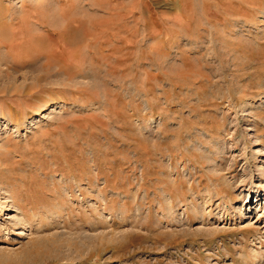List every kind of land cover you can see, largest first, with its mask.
<instances>
[{
  "label": "rangeland",
  "instance_id": "1",
  "mask_svg": "<svg viewBox=\"0 0 264 264\" xmlns=\"http://www.w3.org/2000/svg\"><path fill=\"white\" fill-rule=\"evenodd\" d=\"M6 132L0 264H264V0H0Z\"/></svg>",
  "mask_w": 264,
  "mask_h": 264
},
{
  "label": "bare ground",
  "instance_id": "2",
  "mask_svg": "<svg viewBox=\"0 0 264 264\" xmlns=\"http://www.w3.org/2000/svg\"><path fill=\"white\" fill-rule=\"evenodd\" d=\"M14 125H15L16 130H17L16 132H18V129H20V124L14 123ZM4 134L3 135H0V140H2V141L5 139L3 136H6L7 135V132L4 133ZM4 156H5L4 150L1 147L0 148V162L3 160V157ZM1 175H2V173H1ZM9 199H10V203L7 204V205H4V202H3L2 198L0 197V215H3V213H5V212H12L14 209H16L15 207L17 205V201H16V197L14 196V194H11V196L9 197ZM13 221H14L13 222V225L14 226L22 225V223H20V220L18 218L13 219ZM3 227L0 226V231L2 229L8 230V228H5V226H3Z\"/></svg>",
  "mask_w": 264,
  "mask_h": 264
}]
</instances>
